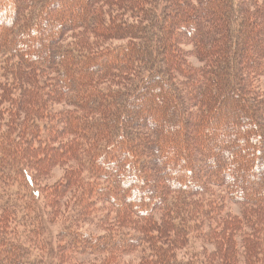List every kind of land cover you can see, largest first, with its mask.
<instances>
[{
  "label": "trees",
  "instance_id": "trees-1",
  "mask_svg": "<svg viewBox=\"0 0 264 264\" xmlns=\"http://www.w3.org/2000/svg\"><path fill=\"white\" fill-rule=\"evenodd\" d=\"M262 76L264 0H0V264L69 189L60 252L264 264Z\"/></svg>",
  "mask_w": 264,
  "mask_h": 264
},
{
  "label": "rangeland",
  "instance_id": "rangeland-1",
  "mask_svg": "<svg viewBox=\"0 0 264 264\" xmlns=\"http://www.w3.org/2000/svg\"><path fill=\"white\" fill-rule=\"evenodd\" d=\"M191 60L195 63L198 64L197 60L192 57ZM260 83L261 87L264 88V76L260 78ZM230 113V112H229ZM258 172L256 173H251L249 178L253 179L252 177L257 175ZM63 176V170L59 167H55L53 171H50L48 175L41 177L40 180L38 181L40 184L50 187L51 184L54 182L60 180ZM45 187V188H46ZM43 188V189H45ZM47 188V189H48ZM77 190V188L75 189ZM46 191H43V194H45ZM73 189H69L68 193H66L62 198H61V206L59 208V211L57 214H55L53 218V223L50 225L49 223V232L44 235V238L48 240V249L47 251L43 253H40L43 264H98L99 256L98 255H91V254H85V255H79V254H70V253H63L60 252V246L64 243L63 240L58 239L57 236L61 232V229L64 226H67L70 222V213L73 210V207L76 204V199L74 198ZM42 194V196H43ZM44 197V196H43ZM45 201V200H44ZM45 205V204H43ZM97 206H101L100 204ZM231 210L235 213H239L240 211V206L233 205L231 206ZM108 212V211H107ZM91 213H89L86 217L82 218L81 221V226L83 229H93L95 232L101 231L102 227L96 226L94 220L92 219V216H90ZM114 217V213L111 212V221L113 220L112 218ZM40 245V244H39ZM199 244L195 246V248L199 249ZM36 254V253H35ZM62 258V259H61ZM131 259L135 258L134 255L130 256Z\"/></svg>",
  "mask_w": 264,
  "mask_h": 264
}]
</instances>
